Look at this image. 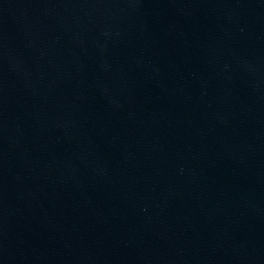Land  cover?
Segmentation results:
<instances>
[{
	"label": "water",
	"instance_id": "water-1",
	"mask_svg": "<svg viewBox=\"0 0 264 264\" xmlns=\"http://www.w3.org/2000/svg\"><path fill=\"white\" fill-rule=\"evenodd\" d=\"M0 264H264V0H0Z\"/></svg>",
	"mask_w": 264,
	"mask_h": 264
}]
</instances>
